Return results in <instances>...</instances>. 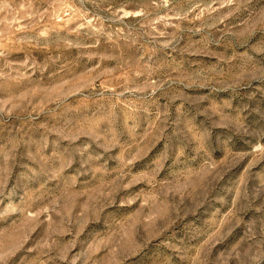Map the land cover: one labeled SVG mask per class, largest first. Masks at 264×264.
Listing matches in <instances>:
<instances>
[{"label": "rangeland", "instance_id": "374dc122", "mask_svg": "<svg viewBox=\"0 0 264 264\" xmlns=\"http://www.w3.org/2000/svg\"><path fill=\"white\" fill-rule=\"evenodd\" d=\"M0 264H264V0H0Z\"/></svg>", "mask_w": 264, "mask_h": 264}]
</instances>
